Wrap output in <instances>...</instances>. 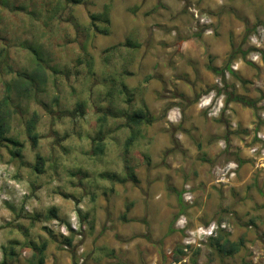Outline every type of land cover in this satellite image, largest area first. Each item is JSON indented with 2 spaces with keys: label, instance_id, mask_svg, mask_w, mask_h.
Instances as JSON below:
<instances>
[{
  "label": "rangeland",
  "instance_id": "rangeland-1",
  "mask_svg": "<svg viewBox=\"0 0 264 264\" xmlns=\"http://www.w3.org/2000/svg\"><path fill=\"white\" fill-rule=\"evenodd\" d=\"M263 20L264 0H0V101L10 94L7 137L22 144L15 158L0 141V264H38L43 243L44 264H264V161L250 153L264 144V102L226 105L218 93L235 84L263 97L264 54L257 64L241 53ZM29 46L43 69L27 95L15 82L36 71ZM229 62L244 83L209 67ZM209 94L223 99L221 114L199 106ZM141 109L156 120L126 147L128 115ZM238 157L236 176L216 184L213 168ZM131 169L138 184L114 180ZM187 184L194 199L180 213L170 187ZM73 217L80 229L65 235ZM213 220L227 222L238 252L203 243L171 261L183 224Z\"/></svg>",
  "mask_w": 264,
  "mask_h": 264
},
{
  "label": "trees",
  "instance_id": "trees-1",
  "mask_svg": "<svg viewBox=\"0 0 264 264\" xmlns=\"http://www.w3.org/2000/svg\"><path fill=\"white\" fill-rule=\"evenodd\" d=\"M103 20L105 22H108V16H107V12L104 13L102 15ZM93 19H96L97 16L93 15L92 17ZM103 31L106 33L107 32V28L103 29ZM29 49L31 50V52L33 53V55L35 56L36 59V71L33 73H28V72H23V73H19L18 76V82H15V85L19 86L21 91L24 92L27 95L31 94V90L32 88H35L37 85V80L35 79L36 73L40 70L43 69L42 67V59H41V54L39 52L38 49L29 46ZM251 48H248L247 50L242 51V57L245 58L248 54V52L250 51ZM231 63L229 62L226 67L220 68L217 67L215 65H210V69L212 71H214L217 75L222 76L223 78H225L226 76V71H230L231 75L233 76V78L237 81H240L241 83L245 82V79L239 75L236 71H233L230 68ZM35 86V87H34ZM227 86H231V90H225L223 88H218V93H224L225 94V104L227 105L230 102H238L241 103L244 106H248L251 107L255 110H257L258 107V99L255 98H251L245 94H241L239 93L236 88H235V84H231V85H227ZM124 88L126 87V84H123ZM11 88L8 86V90H10ZM9 100H10V94L8 93L7 95H5L3 97V99L0 101V141H4V142H8L12 145V149H11V153L12 156L17 158V157H21V150H22V144L14 138H10L7 137V133L9 131V123H8V104H9ZM100 119H102V117H100ZM104 119V118H103ZM156 120V118L151 117L149 113H147L144 110H137L134 111L132 113H130L128 115L127 118V122H126V126L130 127L133 131L130 134V136L127 138L126 140V147H129L133 141L136 139L137 135L140 133V130L138 129V127L142 124H151L152 122H154ZM29 125V130L32 132L34 129V121L31 120ZM137 127L135 130L134 128ZM30 138L34 144V146H37V142H38V135L36 133L30 134ZM100 143V142H99ZM98 143V144H99ZM103 148L101 147V149L99 148V146L97 145L95 151H102ZM236 161L239 165H242L243 163H245L246 161L244 159H242L241 157L236 158ZM42 165H43V157L38 155L37 157V163L35 164V170L38 172L42 171ZM115 176L114 180L116 179L117 181L121 182V183H125L127 181H132L135 185L139 183V179L136 176L134 170L130 173H126L124 176L120 177V175L118 174H113ZM170 190L172 192H174L177 195V199L179 202V205L181 207L180 209V213L184 212L185 209L187 208V204L183 199L182 193L183 191H180L178 189H176L175 187H170ZM54 216H57L56 213L53 211ZM178 216V215H177ZM176 231L175 228L171 229V233H174ZM67 244H69L71 246L72 244V238L71 237H65L64 240ZM208 245L213 246L216 251L220 254L226 255V256H230L233 255L234 253L238 252L241 248V242L238 241H231L229 239V233L225 232V231H221V233L217 236V237H212L207 241ZM36 255L39 254V259H38V264H44L45 262V256H44V252L46 249V243H43L40 246H36ZM186 256V253L184 251V245H178L174 248V250L171 253V261L173 262H181ZM191 262L193 264H196L197 260L196 257H193L191 259ZM74 264H77V261H74Z\"/></svg>",
  "mask_w": 264,
  "mask_h": 264
},
{
  "label": "built area",
  "instance_id": "built-area-1",
  "mask_svg": "<svg viewBox=\"0 0 264 264\" xmlns=\"http://www.w3.org/2000/svg\"><path fill=\"white\" fill-rule=\"evenodd\" d=\"M198 17V16H197ZM201 23L208 24L210 21L207 18L202 17ZM251 49L248 52V59L253 63H261L263 61L264 54V20L258 23L251 35L249 36ZM233 71H237L239 68V62H233L230 65ZM226 74H230V71H226ZM215 99L212 94L203 95L200 98L199 106L202 109H206L210 115H218L224 111L225 104L222 98ZM258 138L264 141V135L258 133ZM250 153L252 157L258 161H264V144H254L250 147ZM258 163V162H257ZM239 164L236 161H229L223 165H216L213 170L214 181L218 185L226 184L230 179L236 176ZM185 202L192 203L194 195L190 184L185 185L182 193ZM185 231V237L183 239L184 248L200 246L212 237H217L221 231L228 232V224L226 221H210L207 224H200L196 228H187L186 223L182 225ZM60 231L65 235L68 231H79L80 225L77 217H73L70 221V225H62L59 227ZM176 264V263H174Z\"/></svg>",
  "mask_w": 264,
  "mask_h": 264
},
{
  "label": "crops",
  "instance_id": "crops-1",
  "mask_svg": "<svg viewBox=\"0 0 264 264\" xmlns=\"http://www.w3.org/2000/svg\"><path fill=\"white\" fill-rule=\"evenodd\" d=\"M261 65L259 64L258 65V68L260 67ZM253 93H249L247 96H249V97H251V96H253L252 95ZM246 95V94H245ZM252 98V97H251ZM258 100H259V102L261 101V103L262 102H264V95H263V97H260V98H257ZM258 102V103H259ZM195 110H199L198 109V107H197V104H196V109ZM263 111V110H262ZM251 121L249 122V124L248 125H246L248 128H251ZM258 132H263L264 133V121H261V123L260 124H258L257 126H256V128H255ZM121 183V182H120Z\"/></svg>",
  "mask_w": 264,
  "mask_h": 264
}]
</instances>
